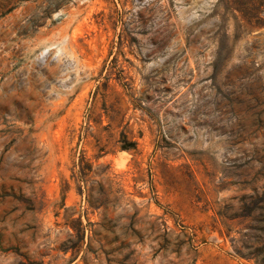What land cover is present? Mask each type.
Here are the masks:
<instances>
[{
    "label": "rangeland",
    "instance_id": "1",
    "mask_svg": "<svg viewBox=\"0 0 264 264\" xmlns=\"http://www.w3.org/2000/svg\"><path fill=\"white\" fill-rule=\"evenodd\" d=\"M0 264H264V26L0 0Z\"/></svg>",
    "mask_w": 264,
    "mask_h": 264
},
{
    "label": "trees",
    "instance_id": "2",
    "mask_svg": "<svg viewBox=\"0 0 264 264\" xmlns=\"http://www.w3.org/2000/svg\"><path fill=\"white\" fill-rule=\"evenodd\" d=\"M224 4V11L233 14L236 10L245 18V24L255 19V25L264 26V0H218ZM235 17V16H234Z\"/></svg>",
    "mask_w": 264,
    "mask_h": 264
},
{
    "label": "bare ground",
    "instance_id": "3",
    "mask_svg": "<svg viewBox=\"0 0 264 264\" xmlns=\"http://www.w3.org/2000/svg\"><path fill=\"white\" fill-rule=\"evenodd\" d=\"M44 51V50H43ZM44 56V55H43ZM38 57V56H37ZM45 58V57H44ZM38 60L40 61V62H42V61H44V59L40 56V57H38Z\"/></svg>",
    "mask_w": 264,
    "mask_h": 264
}]
</instances>
